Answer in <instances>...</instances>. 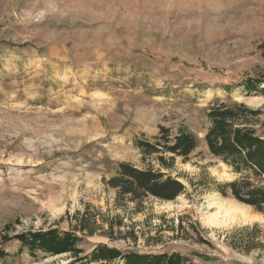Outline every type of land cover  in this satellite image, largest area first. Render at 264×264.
<instances>
[{"label":"rangeland","instance_id":"obj_1","mask_svg":"<svg viewBox=\"0 0 264 264\" xmlns=\"http://www.w3.org/2000/svg\"><path fill=\"white\" fill-rule=\"evenodd\" d=\"M219 109L264 139V0H0V264H264V206L232 192L264 173L211 153ZM50 232L67 252L20 239Z\"/></svg>","mask_w":264,"mask_h":264},{"label":"trees","instance_id":"obj_2","mask_svg":"<svg viewBox=\"0 0 264 264\" xmlns=\"http://www.w3.org/2000/svg\"><path fill=\"white\" fill-rule=\"evenodd\" d=\"M260 85L261 83L259 82L249 80L245 88L249 91L258 92L260 91ZM241 107H239V109H242ZM220 110L221 109H219V113L215 111L210 115L212 126L206 135V141L211 153L221 158L223 162L233 168L236 173H240L243 169H249L255 173H264V139L256 135L253 130L234 126L231 122V118L234 117L235 109H227L226 111L225 109H223V111ZM243 110H245V108H243ZM179 140L185 142L183 146L184 154H188L196 145V140L192 135H182ZM139 145L140 148L143 147L148 149V146L145 144L144 146L146 147H144L142 143ZM121 169L124 176H130L135 180L137 187L142 188L143 186L146 187L147 190L155 193L158 189L159 196L168 198L174 197L172 194H163V192L171 186L170 183L159 185L150 183L151 177H148V174L144 175L134 171L124 164L121 166ZM232 192L237 200H242L251 204L259 210L264 206V192L253 190L248 193H243L237 189V184L232 185ZM20 239L33 249H40L53 254L67 252L68 250L66 247L74 241L70 234H65L61 237L57 232L33 234L29 237L20 236ZM57 239H59L58 243ZM118 254L119 252L116 250L102 248L93 253V258L95 260H112L116 258ZM158 257L159 258L154 257L152 261H150L148 259L141 260V257L138 256H127V258H125V264H158L159 262L165 261V258L163 259L161 256ZM171 264H175V262H171Z\"/></svg>","mask_w":264,"mask_h":264},{"label":"bare ground","instance_id":"obj_3","mask_svg":"<svg viewBox=\"0 0 264 264\" xmlns=\"http://www.w3.org/2000/svg\"><path fill=\"white\" fill-rule=\"evenodd\" d=\"M237 208H235V210H236ZM232 210H234V209H232ZM237 211V210H236ZM244 216H246V215H244Z\"/></svg>","mask_w":264,"mask_h":264}]
</instances>
